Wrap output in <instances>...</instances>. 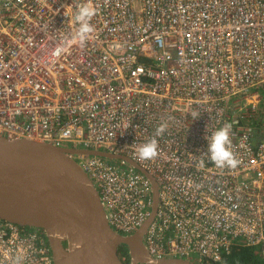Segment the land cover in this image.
<instances>
[{
  "label": "built area",
  "instance_id": "2783aa9c",
  "mask_svg": "<svg viewBox=\"0 0 264 264\" xmlns=\"http://www.w3.org/2000/svg\"><path fill=\"white\" fill-rule=\"evenodd\" d=\"M94 33L72 40L78 5ZM201 115L193 120L190 113ZM157 137L159 155L135 158ZM231 123L235 169L207 158ZM0 133L122 154L145 169L157 203L150 256L230 264L264 256V0H0ZM121 233L150 214V178L126 158L71 154ZM53 264L41 229L0 218V264Z\"/></svg>",
  "mask_w": 264,
  "mask_h": 264
},
{
  "label": "water",
  "instance_id": "95a60500",
  "mask_svg": "<svg viewBox=\"0 0 264 264\" xmlns=\"http://www.w3.org/2000/svg\"><path fill=\"white\" fill-rule=\"evenodd\" d=\"M73 153L126 158L150 178L152 207L139 228L131 233L112 228L97 189ZM156 203L154 179L125 155L0 133V218L41 229L53 264H213L149 255L143 234ZM120 245L126 246L129 263L119 256Z\"/></svg>",
  "mask_w": 264,
  "mask_h": 264
},
{
  "label": "clouds",
  "instance_id": "9594fccd",
  "mask_svg": "<svg viewBox=\"0 0 264 264\" xmlns=\"http://www.w3.org/2000/svg\"><path fill=\"white\" fill-rule=\"evenodd\" d=\"M96 13V8L90 2L78 5L75 13V23L78 28L72 35L75 44L83 46L91 38L95 31L91 21ZM200 115L196 110L190 113L193 120L198 119ZM167 128V121L162 120L155 128L153 136L134 148L135 158L140 161L155 160L159 155L157 137L163 135ZM231 131V123H225L211 131L210 135L205 136L208 141L207 158L218 169H235L239 164V160L232 150ZM16 264H20L19 259H17Z\"/></svg>",
  "mask_w": 264,
  "mask_h": 264
},
{
  "label": "trees",
  "instance_id": "16d2710c",
  "mask_svg": "<svg viewBox=\"0 0 264 264\" xmlns=\"http://www.w3.org/2000/svg\"><path fill=\"white\" fill-rule=\"evenodd\" d=\"M118 252L123 261L129 263L130 258L126 246L120 245ZM227 261L230 264H264V256L255 247L246 246L234 249L228 254Z\"/></svg>",
  "mask_w": 264,
  "mask_h": 264
},
{
  "label": "rangeland",
  "instance_id": "374dc122",
  "mask_svg": "<svg viewBox=\"0 0 264 264\" xmlns=\"http://www.w3.org/2000/svg\"><path fill=\"white\" fill-rule=\"evenodd\" d=\"M108 160H114L113 158H107Z\"/></svg>",
  "mask_w": 264,
  "mask_h": 264
}]
</instances>
